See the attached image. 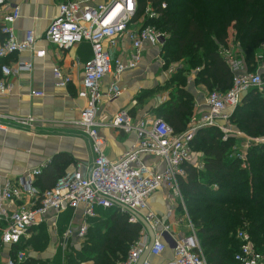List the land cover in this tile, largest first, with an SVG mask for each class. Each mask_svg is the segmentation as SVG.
I'll return each instance as SVG.
<instances>
[{"label": "built area", "instance_id": "built-area-1", "mask_svg": "<svg viewBox=\"0 0 264 264\" xmlns=\"http://www.w3.org/2000/svg\"><path fill=\"white\" fill-rule=\"evenodd\" d=\"M96 1L63 0L58 15L41 38H37L34 31H28L22 40L17 38L13 24L20 17L18 6L0 15V32L4 36L0 42V59L23 51H35L39 56H45L46 50L38 47L40 41L60 48L87 42L92 49V56L83 67L86 105L79 120L91 144L92 163L86 170L78 164L45 190L36 186L42 168L28 172L17 182L0 179V244L8 248L6 264H17L26 258V253L17 247L34 227L50 223L58 236L59 247L66 251L71 239L87 238L90 221L99 216V210L112 209L128 214L129 222L142 224L140 237L131 245L127 260L119 264H138L144 256L141 264H151V257H159L167 250H171L173 256L164 264H208L185 204H182L184 218L170 224L164 223L148 205L149 196L162 188L169 189L176 196L181 194L179 178L185 176L186 167L191 163V143L196 128L176 134L164 119L136 123L130 111L122 109L108 125L126 133L136 132L137 143L119 160L108 157L105 139L100 132L103 123L98 115L102 100L117 98L122 92L119 83L122 74L140 64L146 49L162 46L168 37L167 32L152 23L162 12L148 1L138 22L139 0ZM5 5L7 1L0 0V6ZM162 8H167L166 2L162 3ZM126 44L129 51L121 56ZM223 56L233 74V83L226 92L215 90L209 93L207 101L211 112L203 118L201 126L229 120L227 110L240 104L245 91L264 89L263 75L252 71L245 59L226 51ZM31 69L32 64L25 62L16 66L2 65L0 96L11 91L9 77ZM54 74L58 85H67L70 78L60 68H56ZM107 75L112 78L108 92L103 93L102 82ZM33 95L44 96L45 93L35 91ZM158 121H161L159 125L156 124ZM142 156L159 158L164 170L148 165ZM237 157L242 160V167L247 168L246 154L240 153ZM67 212H72L71 218L76 221L73 219V223L60 234V220ZM175 212V209L170 210L171 214ZM175 223L186 229L182 232L174 230L172 225ZM236 237L241 242L235 254L236 261L264 264V254L257 250L249 233L239 230Z\"/></svg>", "mask_w": 264, "mask_h": 264}, {"label": "trees", "instance_id": "trees-1", "mask_svg": "<svg viewBox=\"0 0 264 264\" xmlns=\"http://www.w3.org/2000/svg\"><path fill=\"white\" fill-rule=\"evenodd\" d=\"M148 1L162 12L152 23L169 34L162 49L166 63L184 61L202 67L199 81L209 89L226 92L232 86L233 74L220 48L222 44L228 45L230 27L238 30V41L245 49L250 69L254 51L264 48V7L249 6L258 0H139L138 16ZM163 2L167 3L166 9L162 8ZM183 17L187 18L181 23ZM191 107L187 92L179 89L160 107L157 117L166 120L179 134L186 128ZM233 120L249 135L264 136V95L257 90L248 91L236 107ZM223 137L215 127L198 130L191 145L203 152L205 172L187 166L188 180L181 186L208 264H240L235 260L241 246L236 237L239 230L249 233L257 250L264 254V143L250 148L249 166L243 168L242 160L232 155L234 138ZM65 167L56 158L42 169L36 186L45 190L55 185ZM213 184L218 188L214 189ZM65 219L67 215L62 221ZM141 230L142 224L129 222L128 214L117 209L99 210V216L90 221L87 234L96 243L86 242L80 250L71 247V254L64 251L63 264H82L86 260L119 264L127 260ZM48 240V233L40 227L17 248L24 250L28 244L43 249ZM55 262L60 264L58 258ZM17 264H42V260L26 256Z\"/></svg>", "mask_w": 264, "mask_h": 264}, {"label": "crops", "instance_id": "crops-1", "mask_svg": "<svg viewBox=\"0 0 264 264\" xmlns=\"http://www.w3.org/2000/svg\"><path fill=\"white\" fill-rule=\"evenodd\" d=\"M6 1L7 5L0 6V15L8 13L11 7L18 6L20 8V17L13 26L17 38L22 40L28 31H34L37 38L43 37L52 20L58 15L59 5L63 0ZM104 2L106 0H97L95 3ZM141 15L136 18L138 22L142 18ZM3 38L4 36L0 32V42ZM227 42V46L224 44L220 46L222 55L228 49L229 38ZM163 45L146 49L140 64L135 69L122 74L119 80L122 88L121 94L112 100L105 97L100 103L98 119L103 123L100 132L105 139V152L111 160H119L129 152L137 143V134L134 131L126 133L121 129L110 127L108 122L122 109L129 110L136 123L140 120L153 122L158 118L160 107L171 99L172 94L170 95L167 90L169 78L164 67L166 61L162 54ZM38 47L46 50L45 56H39L35 51H23L0 59V76L2 75L1 66L4 64L9 66H16L24 62L32 64L30 71L9 77L11 91L0 96V123L2 124L0 126V179L2 180L10 179L17 182L28 172L37 168L43 169L49 163L52 164L56 158L60 164L66 165L65 172L73 170L78 164H82L86 170L93 160L89 138L79 124L81 112L86 105L82 86L83 67L92 56L91 46L89 43L83 42L69 48H60L40 41ZM129 48L126 44L125 51H120L121 56H124ZM56 68H60L64 74L69 76L70 79L66 86L57 84L54 74ZM200 69L202 67L193 69L192 78L189 77L187 85L180 88L187 92L189 102L192 104L191 115L182 132L194 127L197 134L200 128L211 126L222 129L223 133L228 134L232 132L230 125L234 123L233 115L236 108L227 110L230 115L229 120H219L214 125L201 126L203 118L210 114L211 108L208 105V96L205 92L208 88L199 81ZM261 74L263 75V73ZM111 78V75H107L103 80L101 87L103 93L108 92ZM250 90H257L264 95V89ZM250 90L245 91L241 98L243 99ZM35 91H43L45 95L34 96L33 92ZM234 133L239 136L233 135L235 142L231 148L232 155L246 154L245 162L249 166L248 152L251 147L263 144L264 136L254 137L242 130L239 133ZM224 136L231 137L225 134ZM193 148L191 145L192 158L188 166L193 167L197 172H205L203 152L198 153L193 151ZM142 159L148 165L161 171L164 170V164H159V158L142 156ZM188 175V171H186L185 176L179 178L181 192L179 196L173 195L172 191L167 188H162L152 193L148 198L150 210L161 217L166 224L184 216L181 208L182 204L186 205V203L181 184L187 182ZM212 186L214 189L218 188L216 184ZM173 209L176 211L175 214L170 213V210ZM65 215L67 218L72 217V212L64 213L60 224ZM40 227L52 229L50 223H42L30 230L25 240L28 241ZM172 228L179 232L186 229V227H178L176 223L172 225ZM199 241L201 243L200 237ZM30 249L33 247L26 244L23 251L27 256L37 257L33 252L27 251ZM56 254L54 249L53 253H48L45 256L49 259L50 256L54 257ZM172 256L173 252L167 250L159 257H151L150 261L151 264H164ZM7 257L8 248L0 244V258L4 264H6ZM54 261L52 260V262ZM42 264H44L43 261ZM82 264L94 263L88 261Z\"/></svg>", "mask_w": 264, "mask_h": 264}, {"label": "rangeland", "instance_id": "rangeland-1", "mask_svg": "<svg viewBox=\"0 0 264 264\" xmlns=\"http://www.w3.org/2000/svg\"><path fill=\"white\" fill-rule=\"evenodd\" d=\"M249 6L251 8L264 7V0L253 1V3H251ZM250 13H252V11ZM250 13H249V16H250ZM186 18L187 17H183L181 19L182 20L181 23H184L186 21ZM262 19H263V17L260 16L259 20H262ZM238 34L239 33H238V30H236V28L234 29L233 27H230L228 29V38L230 39V42H229V46L227 47L228 49L226 50V52H228L229 54L240 56L247 61V59H246L247 55H246L245 49H244V47H242L241 43L238 41V37H237ZM252 56H253L252 60L249 61V64L251 65L252 71L260 72V73L264 74V48H260L257 51H254ZM171 59H173V58H171ZM164 67L167 70L168 78H169L167 90L169 91V94L171 95V94H174L176 90H179L180 88L187 85L188 78L189 77L192 78L191 74L193 72V69L195 70V68L197 66L195 67V65L186 63L184 61L174 62L173 60H170V61H167V63L164 65ZM207 90H208V92H207ZM207 90L205 92H206V95L208 96L210 92L215 91L217 89H209L208 88ZM230 126H231L232 132H230L228 134L223 133L224 131L222 129H219L221 131V133L223 134V136H224V134L228 135V136H232L233 138L235 136H239V135L234 133V132L239 133V131H240V128L237 125V123L234 122ZM234 134H235V136H233ZM193 151H196L198 153L200 152V150H198L197 148L196 149L193 148ZM73 219H74V221H76L75 218H71V217L65 219L61 223V225H59V231L60 232H61V230L64 231L71 223H73L72 222ZM44 229L49 235V240L46 243V247L43 249L35 247V248L27 250V251L30 253L33 252V254H35L38 258H41V260L44 262V264H51V263L56 264V262L54 261L55 258H58L60 264H63V262H64L63 251L64 250L62 248L58 247L59 246L58 236H56V233L53 229H49L47 227H44ZM94 234H93V236H94ZM86 242L91 243V244L96 243L95 240H92L89 237L85 238L84 240H81V239H77V240L73 239L72 240L71 239V241L69 243L70 247L66 251L71 254V250H70L71 247L80 250V249H82L83 244ZM53 248L56 250L57 254L54 257L50 256L49 259L46 258L45 255H47L48 253H53V250H54ZM58 253L61 254V255H59L60 257H57ZM107 256H108V258H111L109 254ZM52 260L54 262H52ZM85 262H88V260H86ZM93 263H94V261H93ZM0 264H4L3 260L1 258H0Z\"/></svg>", "mask_w": 264, "mask_h": 264}, {"label": "water", "instance_id": "water-1", "mask_svg": "<svg viewBox=\"0 0 264 264\" xmlns=\"http://www.w3.org/2000/svg\"><path fill=\"white\" fill-rule=\"evenodd\" d=\"M161 123V121H158L156 124L157 125H159ZM144 258H145V256L139 261V263L138 264H141L142 263V261L144 260Z\"/></svg>", "mask_w": 264, "mask_h": 264}]
</instances>
